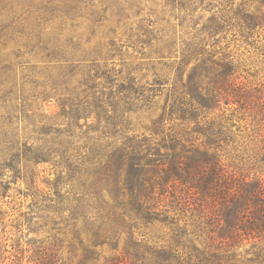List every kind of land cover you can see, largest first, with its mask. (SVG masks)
I'll list each match as a JSON object with an SVG mask.
<instances>
[{
    "label": "trees",
    "instance_id": "obj_1",
    "mask_svg": "<svg viewBox=\"0 0 264 264\" xmlns=\"http://www.w3.org/2000/svg\"><path fill=\"white\" fill-rule=\"evenodd\" d=\"M263 29L264 0H0V225L46 229L28 264L63 244L79 264H173L134 239L157 221L185 234L171 212L193 223V264H264V83L229 49L264 56ZM2 197L25 211L7 219Z\"/></svg>",
    "mask_w": 264,
    "mask_h": 264
},
{
    "label": "rangeland",
    "instance_id": "obj_2",
    "mask_svg": "<svg viewBox=\"0 0 264 264\" xmlns=\"http://www.w3.org/2000/svg\"><path fill=\"white\" fill-rule=\"evenodd\" d=\"M259 39L260 42H264V29L260 30ZM229 49L236 56H240L245 63V68L243 69L245 72L243 71L242 73L246 78L245 82L251 87H260L261 84L264 83V56L254 52L252 48L246 47L239 42L230 46ZM28 61L30 64L40 65L41 63L39 58L34 55H28ZM46 110L52 115L56 113L57 108L53 103H49L46 106ZM238 124L241 126L245 125L243 122ZM247 134H251V126L248 125H246V130L240 133L243 138L241 140L239 138V145H243V147L245 146L249 150L253 147V143L251 139L246 136ZM219 154L223 162L230 166L241 168L249 172L251 176L260 170L259 166L261 165L259 163H253L252 159L248 158L246 155H242L243 153L240 151V148L236 150L231 146H227L219 151ZM40 169L49 170L47 166H42ZM262 170V172H264V167H262ZM21 187L23 188L24 185H21ZM40 188H44L43 184H40ZM22 200V197L16 199V203H19L18 205L9 198H1V201L5 202L3 204V209L9 214H13L7 217V219L17 216L18 213H16V211L19 209L25 211V205L21 207ZM169 214L177 219L176 224L178 227H186L188 236L186 233L184 234L182 230H176V228L169 223L157 221L149 226L141 225L138 230H135L134 239L149 247H155L157 249L164 247L167 251H171L174 257L173 264H193L195 259L193 253V240H195L193 239V223L188 215H174L173 212ZM35 221L36 220H33L32 222ZM5 223L6 227L0 225V264H15L17 257L23 259V264H28L29 257L33 255L31 244L35 241L47 238L48 234L46 229H38L36 225L32 223L29 226L30 229L23 231L21 234L17 233L16 229L12 227L13 223L9 221ZM188 239H190L191 242H188ZM98 250L103 251L102 254L105 256L111 253L107 245L99 247ZM238 250L243 251V248ZM55 253L57 254L56 259L59 264H79L82 260L81 254L77 253L73 255L67 247V244H63L59 249L56 247ZM241 256H238L234 264H250L247 259L251 257V254L246 256L242 254ZM98 264H103L102 257L98 260Z\"/></svg>",
    "mask_w": 264,
    "mask_h": 264
}]
</instances>
